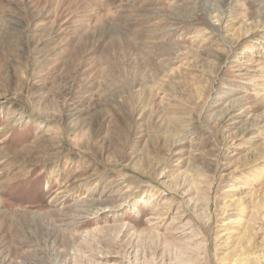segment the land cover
Masks as SVG:
<instances>
[{
	"label": "rangeland",
	"instance_id": "rangeland-1",
	"mask_svg": "<svg viewBox=\"0 0 264 264\" xmlns=\"http://www.w3.org/2000/svg\"><path fill=\"white\" fill-rule=\"evenodd\" d=\"M263 97L264 0H0V264H264Z\"/></svg>",
	"mask_w": 264,
	"mask_h": 264
},
{
	"label": "bare ground",
	"instance_id": "bare-ground-1",
	"mask_svg": "<svg viewBox=\"0 0 264 264\" xmlns=\"http://www.w3.org/2000/svg\"><path fill=\"white\" fill-rule=\"evenodd\" d=\"M262 100L264 101V97L262 98ZM261 140H263V142L261 141L262 142L261 146H262V145H264V139H261Z\"/></svg>",
	"mask_w": 264,
	"mask_h": 264
}]
</instances>
